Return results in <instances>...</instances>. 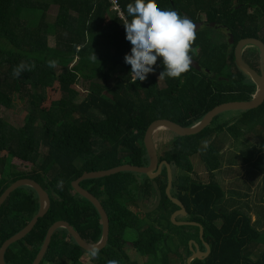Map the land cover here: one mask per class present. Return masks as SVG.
<instances>
[{"label":"trees","instance_id":"1","mask_svg":"<svg viewBox=\"0 0 264 264\" xmlns=\"http://www.w3.org/2000/svg\"><path fill=\"white\" fill-rule=\"evenodd\" d=\"M118 2L126 16V5L132 0ZM154 2L158 8L174 9L193 23L204 16L208 23L222 24L236 42L244 37H258L264 42V0ZM51 7L61 9L63 14L49 20ZM107 20L113 27L109 35H103ZM123 21L111 10L108 0H0V108L10 110L16 101L26 102L23 126L15 127L0 118V197L17 180L29 178L50 198L47 213L31 232L6 250V264H17L26 251L36 257L50 226L58 220L69 222L88 244L98 243L102 237L101 216L90 201L75 192L72 182L86 173L124 165L146 167L143 139L153 121L167 119L192 127L216 106L249 101L256 94V84L237 68L228 42L216 44L215 29L210 24L195 32L190 47L189 54L201 70L190 65L179 77L158 79L163 70L158 57L154 72L143 81L132 82L130 66L123 59L131 47L125 39ZM257 52L260 58L257 54L243 58L260 72L262 58ZM92 53L97 60L90 58ZM83 83L89 87L80 93L76 88ZM56 86L60 98L51 99L50 92ZM220 116L197 136L181 138L169 130L156 132L153 142L165 131L175 136L174 140H163L170 142L164 153H156L160 161L170 163L173 159L198 158L207 173V182L196 175L185 191L179 189L173 170L171 195L185 204L187 221L200 223L204 232L201 239L198 225L185 224L181 226L194 232L191 236L184 231L182 236L186 232L187 242L195 239L202 252L207 250L203 242L210 248L206 257L192 264H264V205L256 200L258 216L253 219V205L242 200L252 196L251 186L243 185L249 189L244 193L231 190V194L240 196L237 200L228 198L217 180V174L232 176L238 185L241 177H251L247 179L252 185L255 180L259 182L255 197L259 201L264 197V102L256 109L238 111L237 117L223 123L217 122ZM230 137L255 142L251 148L228 156ZM17 164L30 169L18 171ZM153 182L163 194L162 204L156 209L170 204L179 209L167 192L166 168ZM80 185L98 198L108 214L107 245L87 252L67 229L60 228L54 232L40 264H86V254L95 264H173L171 255L179 256V251L170 248L166 226L143 221L130 209L154 194L147 178L120 173L85 180ZM39 207V197L29 186L18 188L8 197L0 208V250L37 215ZM128 230L135 235L126 249ZM260 246L263 248L258 252ZM189 247L187 252L192 256Z\"/></svg>","mask_w":264,"mask_h":264},{"label":"water","instance_id":"2","mask_svg":"<svg viewBox=\"0 0 264 264\" xmlns=\"http://www.w3.org/2000/svg\"><path fill=\"white\" fill-rule=\"evenodd\" d=\"M195 28L194 31L197 32L200 29V26L202 25V22H196L194 23ZM230 44L233 42V35L230 36ZM256 47L261 54L262 58V70L261 73H259L256 69H254L251 65H249L244 59H243V50L246 47ZM235 63L237 68L243 72L247 77L251 78L252 81L257 86L256 94L254 95L252 100L249 101H236V102H228L223 103L221 105L216 106L213 108L210 112H208L195 126L192 127H184L180 124H177L171 120L167 119H159L153 121L148 128L145 131L144 139H143V145L144 149L146 151V155L148 157V165L146 167H132L130 165H124L109 171H101V172H95V173H86L82 177H79L75 181L72 182V187L80 196L86 198L88 201H90L96 210L99 212L101 216V223H102V237L101 240L96 244H88L81 236L80 234L74 229V226H72L69 222L65 220H58L55 221L49 228L45 241L43 243V246L41 250L39 251L38 255L35 257V260L33 264H40L48 250L49 244L51 242L52 236L54 232L60 228H65L68 230L69 234L72 236V238L75 240V242L85 251L87 252H93V251H99L103 249L109 239V217L107 212L105 211L104 207L92 193H90L88 190L81 187V182L89 179H100V178H109L112 176H115L120 173H134L137 175H142L145 178H147L152 185V188L154 190L156 199L152 207L149 208H143L141 201H138L139 207L145 211L150 212L154 210L156 207H160L163 200V194L159 186H157L156 182H153V180L156 177H159L162 175L164 168L168 171L169 176V185L167 192L169 196L171 197V200L179 205L181 208L174 212L172 215V219L175 223L178 225H198L200 228V238L203 237V228L202 225L195 221H179L176 219L178 215H188V211L178 198H175L171 195V190L173 188L174 184V176H173V170L175 168L174 162H167V161H160L159 156H157L156 149L153 142V136L157 131L161 130H169L176 134L177 137L186 138V137H193L197 136L200 132H202L206 127H208L211 122L214 120L216 116L223 112L231 111V110H237V111H247V110H253L258 107H260L264 102V42L258 37H244L241 38L235 47ZM192 58V57H191ZM192 67L201 70V66L197 60L192 58L191 64ZM29 186L33 188L38 197H39V211L37 215L32 218L29 223L25 226L23 230L9 238L5 243L3 244L2 249L0 250V264H6L4 261V255L6 250L15 242H18L19 240L23 239L27 234L31 232V230L34 228V225L38 221L39 218L43 217L49 207H50V198L48 193L43 189V187L37 183L36 181L29 179V178H23L19 179L16 182H14L12 185H10L4 192V194L0 197V208L4 204V202L8 199V197L18 188ZM203 244L206 247V252H202L199 248V245L192 241L191 244V251L193 252V255L190 257L189 264H192L195 259H202L203 257H206L209 252L210 248L209 245L205 242Z\"/></svg>","mask_w":264,"mask_h":264},{"label":"rangeland","instance_id":"3","mask_svg":"<svg viewBox=\"0 0 264 264\" xmlns=\"http://www.w3.org/2000/svg\"><path fill=\"white\" fill-rule=\"evenodd\" d=\"M63 14L62 10L59 8H55V7H51L50 9H48V18L49 20H55L57 18L58 15ZM112 23L110 22V20H107L101 30V33L103 35H109L111 30H112ZM225 30L220 28L218 29V31H215V40L218 42V44H220V42H224L226 41L227 35L224 33ZM257 48L256 47H246L244 50V54L246 56H249V54H257ZM260 58V55H258ZM89 85L88 83H83L81 85H78V87L76 88L80 93H84L87 89H88ZM83 95V94H82ZM50 96L51 99H58L60 98V92L58 87L56 86L53 91L50 92ZM26 102H22V101H16V103L14 104V106L10 109V110H6L3 107L0 108V118H4L6 120V122H8L9 124L15 126V127H21L24 124V118L26 115ZM238 115V111L237 110H231V111H227V112H223L221 113V116L218 119V123H223V121H228L231 119H234L235 117H237ZM216 122V121H215ZM159 132V131H157ZM155 148L156 151H160L161 154L164 153L165 149H168L170 147V142H166L163 140H168V139H175L174 134H171L168 131L163 132V134H159V136H156L155 138ZM243 139H247V140H243ZM255 142L254 139H248V138H242V139H235L233 137H230V141L228 140L227 142V149L226 152L229 155L232 154H238L240 152H243L245 150H247L248 148H251L253 143ZM235 143V144H234ZM205 143H203V146ZM159 145L164 146V148H162V146L157 147ZM226 147V146H225ZM225 152V153H226ZM160 154V155H161ZM175 163H177V166L179 168V180H180V186L179 189H184L185 191L189 190V187L191 186V182L193 179H196V175L198 176V178L202 181V182H207V173L205 171V168L203 165H200L199 163V159H190V158H185V159H181L179 158V161H175L174 159L172 160ZM16 166V170L18 171H23V172H27V169L30 168H25L24 165L21 164H17ZM138 178V181H141L142 179L139 176H134V179ZM253 179L251 177H247V176H243L240 178V180L242 182L238 183V185L235 183L236 180H234V182L231 180L233 179L232 176L227 177V179L225 178V176L223 174H217V180L218 182L222 185V187H224L226 190V192L228 193V196H232L233 194H231V190L234 189V191H237V188H239L240 192H247L246 189L243 188V185L249 186V182L248 179ZM242 183V184H241ZM233 184V185H232ZM261 185V184H260ZM254 188V187H253ZM256 188V187H255ZM254 188V189H255ZM259 190V189H258ZM257 190V191H258ZM174 192V191H173ZM252 196H249V198L247 199H242L243 201H248L249 204L254 205L253 208H255L254 210L251 209V215L253 219H256V212H257V205H256V200L258 202H263L264 203V197L260 199L259 201V197H255L256 193L259 192H254L252 189ZM175 197V196H173ZM156 196L155 193L153 194L150 193V197L148 199H145L144 201H141L142 203V207L143 208H149L152 207L154 202H155ZM241 199V198H240ZM141 200V199H140ZM171 200V197H170ZM264 205V204H262ZM168 205L167 208H160V209H156L159 207H156L154 210L150 211V212H145L143 211L137 202V208L133 207L130 208L133 210V212L138 216L139 219H143V221H146L148 223H152L154 226H166V228L168 230H166L170 237L168 240V243L170 244V248H172L174 251H179V256L177 254H173V256L171 255V258L173 257V264H189V260L190 257L188 254V246H190L189 248L191 249V244L193 238L187 242V238H189L186 234V232L191 235L192 232H194L193 228H188L185 229L183 228V226L178 225L177 223L174 222V220L172 219V215L174 214L173 208L174 206ZM170 216V218H168V216ZM178 218V219H177ZM177 220L179 221H187V215H178L176 217ZM172 221V223L170 222ZM159 223H161L159 225ZM185 232V236H182V233ZM135 235V232H133L132 230H128L127 231V240H128V244L126 246V249L129 248V244L131 242V240H133ZM192 236V235H191ZM264 243V242H263ZM262 243V245H264ZM263 247L260 246V248L258 249V252L262 249ZM134 254V253H133ZM130 257H132V259H137L138 262H142V260L140 261L139 257H136L134 255H131ZM93 257L89 256V255H85L83 257V262L86 264H95L94 261L92 260ZM35 260V256H33L30 252L26 251L24 252L16 261L17 264H33Z\"/></svg>","mask_w":264,"mask_h":264},{"label":"clouds","instance_id":"4","mask_svg":"<svg viewBox=\"0 0 264 264\" xmlns=\"http://www.w3.org/2000/svg\"><path fill=\"white\" fill-rule=\"evenodd\" d=\"M122 24L125 39L131 45L123 59L130 66L132 82L143 81L154 72L158 57L163 66L158 79L176 78L189 69L190 47L195 37V25L190 18L174 9L158 8L154 0H132L126 5ZM90 58L97 60L94 53ZM21 68L23 64L16 69L17 75Z\"/></svg>","mask_w":264,"mask_h":264},{"label":"flooded vegetation","instance_id":"5","mask_svg":"<svg viewBox=\"0 0 264 264\" xmlns=\"http://www.w3.org/2000/svg\"><path fill=\"white\" fill-rule=\"evenodd\" d=\"M200 22H202V25L201 26H204V25H207V24H210L211 26H213L214 27V32H213V36H214V38L216 37L215 36V31L217 30L218 31V29H220V28H222V29H224L225 30V34L227 35V38H226V41L225 42H228V45H229V49H233L234 51H235V47H236V45H237V42L239 41H235V39H233V42H231V44H230V36H231V32L229 31V29L227 28V27H224L222 24H216V23H214V22H210V23H208L207 22V19L203 16V18H202V20L200 21ZM200 26V27H201ZM215 42H216V44L217 45H223V42H220V44H218V42L215 40ZM225 42H224V44H225ZM235 53V52H234ZM244 53H243V57H244ZM246 56V55H245ZM244 59V58H243ZM258 71V70H257ZM259 72V71H258ZM259 73H261V71L259 72ZM165 169V168H164ZM164 171V170H163ZM185 205V204H184ZM172 207V206H171ZM186 207V206H185ZM181 208V207H180ZM179 208V209H180ZM178 208H176L175 209V207L173 208V211H177V210H179ZM187 209V208H186Z\"/></svg>","mask_w":264,"mask_h":264},{"label":"crops","instance_id":"6","mask_svg":"<svg viewBox=\"0 0 264 264\" xmlns=\"http://www.w3.org/2000/svg\"><path fill=\"white\" fill-rule=\"evenodd\" d=\"M245 50V49H244ZM244 50H243V53H244ZM175 163V162H174ZM175 171H176V175H177V179H178V183L180 182V180H179V178H180V176H179V168H178V166H177V163H175ZM226 178V177H225ZM227 179V178H226ZM235 180V177H233V179L231 180V182L230 183H232V181H234ZM258 185H259V182H258V180H255V182H254V185H252V182L251 183H249V186H251V188L253 189V191L256 193L257 192V188H258ZM179 186H180V183H179ZM255 189H254V188ZM189 189H190V187H189ZM251 189V190H252ZM180 190H184V189H180ZM226 190V189H225ZM234 190V189H233ZM249 190V189H248ZM248 190H246V191H248ZM238 194H239V188H237V191H236ZM253 193V192H252ZM238 194H235V196H234V194L232 195V199H237V200H240V196L238 195ZM252 195V194H251ZM228 198H229V196H227ZM261 204H264L263 202H261ZM256 205H257V203H256ZM254 206V205H253ZM255 208H253L252 210H254ZM257 209V208H256ZM258 210V209H257ZM252 213V212H251ZM256 216H258V211L256 212Z\"/></svg>","mask_w":264,"mask_h":264},{"label":"built area","instance_id":"7","mask_svg":"<svg viewBox=\"0 0 264 264\" xmlns=\"http://www.w3.org/2000/svg\"><path fill=\"white\" fill-rule=\"evenodd\" d=\"M109 4H111V10L115 12L118 17L122 18L123 20L126 18L118 0H108Z\"/></svg>","mask_w":264,"mask_h":264}]
</instances>
